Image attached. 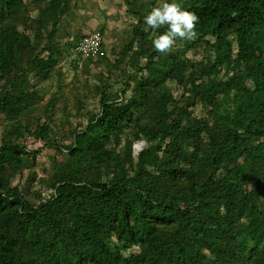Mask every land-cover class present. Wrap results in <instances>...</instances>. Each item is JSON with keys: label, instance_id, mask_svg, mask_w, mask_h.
<instances>
[{"label": "trees", "instance_id": "1", "mask_svg": "<svg viewBox=\"0 0 264 264\" xmlns=\"http://www.w3.org/2000/svg\"><path fill=\"white\" fill-rule=\"evenodd\" d=\"M125 1L112 60L104 20L97 38L81 33L71 0H0V264H264V0H175L199 22L167 54L152 44L167 26L144 18L172 0ZM63 57L76 69L98 58L122 86L109 96L98 82L97 109L58 138L55 92L48 121L30 119L36 86L61 88ZM24 132L63 155L37 201L10 182L38 151L11 138ZM139 141L131 165L129 148L110 158Z\"/></svg>", "mask_w": 264, "mask_h": 264}, {"label": "rangeland", "instance_id": "2", "mask_svg": "<svg viewBox=\"0 0 264 264\" xmlns=\"http://www.w3.org/2000/svg\"><path fill=\"white\" fill-rule=\"evenodd\" d=\"M27 2L35 0H24ZM72 4L76 6L75 9V21L74 23L78 26L81 33H93L90 34L91 39L97 38L96 28L99 27L101 21L104 20V32L100 38L106 45L107 49L110 47H117L116 50H111L113 52L109 53V57L113 60L118 55V50L123 45V40L118 37L120 34L124 35L125 31L128 29L129 25L128 19H122L118 27L116 22V13L123 15L124 6L126 7L125 0H71ZM116 3V4H115ZM32 13H34L32 11ZM77 33V32H75ZM63 39V37L61 38ZM63 42V40H61ZM127 62V73L131 71L130 67L134 63L135 59H128ZM123 61V58H122ZM122 63V62H121ZM59 65L62 67L64 72L62 76L61 88L54 90L52 88L54 85L49 81H44L41 85L38 84L36 89L39 91V100L36 101L35 108L31 112L32 123L36 122V117L41 120L47 119L48 111L50 109L43 110L42 107L45 103L52 97V93H56L58 97L55 101L56 111L51 113L52 118L50 119V124L54 123L55 129L57 131V137L62 136L66 131L70 130L75 126V123L80 120L84 121L85 116L92 110L97 109L98 100V89L95 87L98 82H109L108 90L110 91L109 96L115 92L116 86H122L120 83L114 81V76H109L106 73V66L103 65L99 59H93L87 66L80 65L79 68H75V65L68 61V58H61ZM58 65V66H59ZM122 65L117 71H114L115 76L118 79H127L125 64ZM57 66V67H58ZM218 78H222L221 75ZM204 80L214 81V77H209L205 75ZM224 79V78H223ZM23 80L27 81V77L23 76ZM164 88V87H163ZM100 91V90H99ZM129 92H126L128 95ZM84 97V108L77 110L79 103L77 102L81 97ZM58 101V102H57ZM88 111V112H87ZM195 114L198 115L199 110L195 109ZM49 119V118H48ZM47 119V121H48ZM21 125L25 124L24 120H21ZM189 121H182L180 123V130L183 131L188 126ZM8 120L0 115V137L3 134V130L8 126ZM16 142L20 143L28 151H37L34 159L33 166L30 168L23 169L22 171H15L10 177V182L12 186H17L19 189L24 190L29 189V198L33 201H37V193H40L42 198L50 192V189L40 180L47 178L54 171L55 166L63 159V155L54 150L53 148H46L43 146V141L36 140L29 132H24L22 136L17 139L11 136ZM146 143L144 141L134 142L130 145L128 144L127 149H123L119 146L116 149V153L110 155L113 158L117 155L118 160L120 159L119 154L123 150L127 151L128 148V161L127 165H131L132 161L136 158L138 152L145 147ZM5 167V166H4ZM6 171V168H3ZM9 172V171H7ZM31 181V183H30ZM71 225L67 224L66 228L71 229ZM97 237H103V232H97L95 234Z\"/></svg>", "mask_w": 264, "mask_h": 264}, {"label": "clouds", "instance_id": "3", "mask_svg": "<svg viewBox=\"0 0 264 264\" xmlns=\"http://www.w3.org/2000/svg\"><path fill=\"white\" fill-rule=\"evenodd\" d=\"M198 22L199 17L196 13L184 10L175 0L154 7L144 18L145 25L153 31L167 26V31L156 36L152 41L154 50L161 54L169 53L177 39H195V28Z\"/></svg>", "mask_w": 264, "mask_h": 264}]
</instances>
